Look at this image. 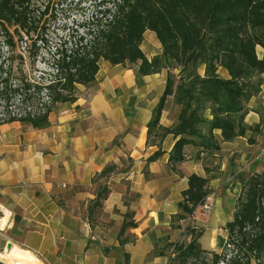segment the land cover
<instances>
[{"label":"trees","instance_id":"1","mask_svg":"<svg viewBox=\"0 0 264 264\" xmlns=\"http://www.w3.org/2000/svg\"><path fill=\"white\" fill-rule=\"evenodd\" d=\"M59 1L0 0V125L48 127L50 112L75 101L78 85L94 82L104 60L134 68L136 79L166 70L164 89L147 123L146 144L158 149L146 163L164 154L161 144L168 134L175 140L168 152L171 170L189 159L187 145L197 148L198 158L247 131L253 142L259 124L246 125L244 117L264 73V0H104L87 21L53 38L45 15ZM147 30L161 48L150 58L141 49ZM23 39L31 64L42 49L49 52L48 68H13L14 57L22 59L15 51ZM168 98L178 112L174 124L163 126L160 116ZM114 170L115 165H106L93 179L107 178ZM239 184L232 218L225 225L226 240L217 252L201 247L204 228L191 216L212 193L210 178L187 176L170 228H182L189 239L165 238L157 254L166 256V264H264V172L240 174ZM107 193L101 185L88 202V221ZM135 226L132 215L125 213L119 244L125 241L120 238L124 231Z\"/></svg>","mask_w":264,"mask_h":264},{"label":"crops","instance_id":"2","mask_svg":"<svg viewBox=\"0 0 264 264\" xmlns=\"http://www.w3.org/2000/svg\"><path fill=\"white\" fill-rule=\"evenodd\" d=\"M147 37L155 34L147 30L142 43ZM159 44L157 51L145 52L142 45L141 49L150 58L160 52ZM165 78L163 69L136 79L134 68L101 60L94 82L78 85L75 101L58 104L50 112L48 127L0 125V253L14 244L41 264H166L157 248L166 237L173 241L179 236L170 220L190 173L210 178L211 211L213 203L219 209L214 208L212 221H217V214L227 217L223 223L231 220L220 186L227 185L229 193L235 173L264 172V73L244 117L246 125L259 124L253 142L247 140V131L198 158L197 148L187 145L189 159L176 164V170L167 163L175 141L171 134L162 141L164 154L146 163L158 149L146 144L147 123ZM177 112L168 98L160 124H174ZM214 134L220 140L219 131ZM109 164L115 170L94 180ZM101 185L108 193L90 222L87 205ZM127 212L136 226L124 231L120 238L125 241L119 244L117 234ZM194 218L201 224L197 211ZM218 225L210 227L205 245L199 238L202 248L220 247L212 236ZM0 264H5L1 257Z\"/></svg>","mask_w":264,"mask_h":264},{"label":"rangeland","instance_id":"3","mask_svg":"<svg viewBox=\"0 0 264 264\" xmlns=\"http://www.w3.org/2000/svg\"><path fill=\"white\" fill-rule=\"evenodd\" d=\"M102 1L104 0H61L59 1V3H56L52 8H49L47 14L45 15L47 19L46 24L48 26L49 36L55 38L56 36L66 34L68 30L71 31L70 30L71 27L75 28L76 26H78V24L87 21L91 17V15L94 14L96 10L100 8L99 3ZM26 44H28V41L26 39H23L22 41L18 42V47L15 52L16 54H22V59L20 60V58L15 56L14 61H13V68H48L47 62L50 57L49 52L46 51L45 49H42L40 51L39 57L37 58L36 62L34 64H31L30 58L28 57L26 49H25ZM156 44H159L156 37H150V38L147 37L141 45H142V49L146 52V51H157ZM49 48H50V45H49ZM256 52L258 56H262L263 54V50L260 47H256ZM174 72L176 73V71ZM220 74L222 76L226 75L224 71H220ZM239 175H240L239 172L234 174L233 185L229 188L230 189L229 193L227 192V189H226L227 185L220 186L222 205L224 207V210H227V211L229 210V213H231V215L233 214V211H234L235 199L237 195L239 194V189H240ZM210 203H211V194H210ZM214 208H216L217 211L219 210L218 207H216L215 204L213 203L211 213L205 215L201 213L200 210H198L197 213L202 219L201 224L199 226L203 227L205 230L204 234L200 237V242L202 245L206 244L207 238L209 237V234L211 232L210 227L212 225H215L216 223L221 224V225L216 226L214 228V231L212 232L213 233L212 236L215 239H217L218 243L220 244V247L216 248L218 252L221 250V247L224 241L226 240L225 225L227 222L223 223V221L224 219L226 221L227 217L220 216V215L218 216L217 214L216 215L217 221L215 220L213 222L212 220L216 218L214 217V214H215ZM229 220L230 218L228 219V221ZM187 221L188 219L186 221H181L180 222L181 226H184L187 223ZM177 230L179 232V236L177 239L188 241L189 236L182 232L183 229L181 228Z\"/></svg>","mask_w":264,"mask_h":264},{"label":"bare ground","instance_id":"4","mask_svg":"<svg viewBox=\"0 0 264 264\" xmlns=\"http://www.w3.org/2000/svg\"><path fill=\"white\" fill-rule=\"evenodd\" d=\"M0 257L5 264H41L33 254L14 244L8 246L3 253H0Z\"/></svg>","mask_w":264,"mask_h":264},{"label":"built area","instance_id":"5","mask_svg":"<svg viewBox=\"0 0 264 264\" xmlns=\"http://www.w3.org/2000/svg\"><path fill=\"white\" fill-rule=\"evenodd\" d=\"M198 210H200L201 213H203V214H205V215H207V214L210 213V211H211L210 195H208V196L205 198L204 202H203L202 204H200V205L195 209L194 213H193L191 216L194 217L195 212H196V211L198 212ZM225 231H226V233H227L226 228H225ZM91 239H93L92 236H91Z\"/></svg>","mask_w":264,"mask_h":264}]
</instances>
